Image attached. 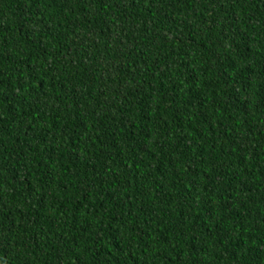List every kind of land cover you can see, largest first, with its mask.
<instances>
[{"label":"trees","instance_id":"trees-1","mask_svg":"<svg viewBox=\"0 0 264 264\" xmlns=\"http://www.w3.org/2000/svg\"><path fill=\"white\" fill-rule=\"evenodd\" d=\"M0 264H264V0H0Z\"/></svg>","mask_w":264,"mask_h":264}]
</instances>
